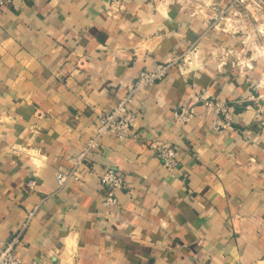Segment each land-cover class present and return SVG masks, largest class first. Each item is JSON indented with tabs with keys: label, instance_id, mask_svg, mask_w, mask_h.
<instances>
[{
	"label": "crops",
	"instance_id": "obj_1",
	"mask_svg": "<svg viewBox=\"0 0 264 264\" xmlns=\"http://www.w3.org/2000/svg\"><path fill=\"white\" fill-rule=\"evenodd\" d=\"M182 3L13 0L0 11V247L33 212L16 248L24 264H264V93L216 57L234 44L212 16ZM195 44L200 67L177 65L137 94L136 136L105 135L80 180L60 187L140 71ZM204 98L233 106L231 127L210 128ZM184 106L196 108L187 124L174 117ZM153 141L179 149L173 172ZM106 168L125 179L112 208Z\"/></svg>",
	"mask_w": 264,
	"mask_h": 264
},
{
	"label": "built area",
	"instance_id": "obj_2",
	"mask_svg": "<svg viewBox=\"0 0 264 264\" xmlns=\"http://www.w3.org/2000/svg\"><path fill=\"white\" fill-rule=\"evenodd\" d=\"M13 0H0V11L9 8ZM138 50H135L137 56ZM201 50L198 44L193 45L184 54L176 57L167 63H160L153 69L141 70L134 84L129 87L125 96L120 98L109 111L100 114L96 121V134L89 138L85 148L74 159V166L65 173H58L57 180L60 187H64L70 179L80 180V170L87 167L89 154L100 148V140L107 134L114 135L122 141L135 137L133 128L137 122V112L135 110V98L145 86L162 81L166 78L172 68L177 65L186 64L190 68H198L201 65ZM203 105L209 108L213 113V119L210 128L222 133L231 127L235 119V110L233 106L221 99L204 98ZM196 116L194 106H184L174 112L177 122L187 124ZM149 147L155 152L157 157L162 161L168 172H173L180 165V151L171 142H150ZM102 183L106 190L104 206L112 208L118 205L117 192L124 188V177L113 168H106L102 173ZM28 187L33 189L35 181L30 179ZM30 213L23 227L8 241L2 242L0 247V264H24L16 248L22 240L25 228L28 226L33 216ZM233 264H247L243 259H239Z\"/></svg>",
	"mask_w": 264,
	"mask_h": 264
},
{
	"label": "rangeland",
	"instance_id": "obj_3",
	"mask_svg": "<svg viewBox=\"0 0 264 264\" xmlns=\"http://www.w3.org/2000/svg\"><path fill=\"white\" fill-rule=\"evenodd\" d=\"M182 5L194 14L212 16L211 28L234 44L231 50L216 52V57L231 62L264 93V0H184Z\"/></svg>",
	"mask_w": 264,
	"mask_h": 264
}]
</instances>
